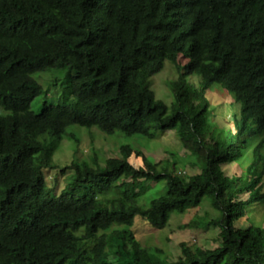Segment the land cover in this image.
<instances>
[{
    "label": "trees",
    "instance_id": "16d2710c",
    "mask_svg": "<svg viewBox=\"0 0 264 264\" xmlns=\"http://www.w3.org/2000/svg\"><path fill=\"white\" fill-rule=\"evenodd\" d=\"M165 62L179 73L169 108L151 90ZM47 70L70 71L65 101L36 114L33 75ZM192 75L202 87L187 83ZM213 85L241 106L235 132L211 130ZM71 127L148 141L174 131L183 167L199 173L144 157L136 169L140 146L123 143L103 164L96 154L73 161L53 195L44 172L65 137L77 142ZM239 162L241 175L223 174ZM263 180L264 0H0V264H264V227L235 226L264 203ZM148 182L168 189L144 206ZM204 199L217 215L184 228L218 229L216 249L182 244L170 262L135 240L136 217L162 230Z\"/></svg>",
    "mask_w": 264,
    "mask_h": 264
},
{
    "label": "rangeland",
    "instance_id": "374dc122",
    "mask_svg": "<svg viewBox=\"0 0 264 264\" xmlns=\"http://www.w3.org/2000/svg\"><path fill=\"white\" fill-rule=\"evenodd\" d=\"M178 63L184 69L187 65V59L180 56ZM69 74L70 71L68 72V70H47L33 75V78L41 86V92L31 103L32 112L39 114L45 104L56 105L65 101L63 98L65 80ZM178 77L179 73L174 66L165 62L162 71L151 79V90L156 99L163 101L168 108L172 101L171 84L177 81ZM186 81L197 88L202 87V79L197 75L188 77ZM206 98L210 102L208 121L211 130L218 126L220 129H230L235 132L232 116L234 114L239 115L241 106L234 103L233 95L218 85H213L206 92ZM249 127H251L250 123ZM68 132L77 136V142L65 137L53 155V164L56 168L44 172L46 187L51 190L53 195H60L69 182L71 172L64 173L62 170L73 161L89 160L96 154L98 162L103 164L106 159L120 157V149L123 143L130 144L134 150L140 146L137 150L142 156L132 153L129 158V163L136 169L144 167L142 159L144 157L159 167H164L166 162L171 163L178 173L188 175L199 173L196 169L183 167L184 160L182 161V159L187 152L179 143L174 131H167L159 139L151 141L136 136L126 138L120 134L108 136L101 133L97 128L71 127ZM244 166H246L245 162L243 164L242 162L222 164L221 170L227 177L239 176ZM144 189L146 190L140 196V204L147 206L151 199L166 193L168 186L148 182L144 184ZM262 191L264 193V180ZM246 198L248 197H242V199ZM216 215L217 213L212 209L208 200L204 199L199 207L191 209L185 214H172L166 227L162 230L154 229L145 219L136 217L131 231L139 245L148 249L153 256L164 255L170 262H176L181 257L182 244L191 249L200 247L207 250H213L219 246L218 229L211 226L184 228L186 225L200 223ZM250 223L264 227V203L255 204L251 207L247 217L239 220L235 226L238 229H245Z\"/></svg>",
    "mask_w": 264,
    "mask_h": 264
}]
</instances>
